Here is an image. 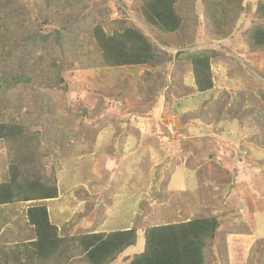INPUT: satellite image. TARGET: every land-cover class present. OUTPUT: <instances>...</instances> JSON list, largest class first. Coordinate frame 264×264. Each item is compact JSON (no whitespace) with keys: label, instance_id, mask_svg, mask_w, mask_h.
Returning <instances> with one entry per match:
<instances>
[{"label":"rangeland","instance_id":"obj_1","mask_svg":"<svg viewBox=\"0 0 264 264\" xmlns=\"http://www.w3.org/2000/svg\"><path fill=\"white\" fill-rule=\"evenodd\" d=\"M146 1L0 0V23L34 51L12 59L30 81L0 87V126L21 124L17 139L28 142L0 138V182L10 156L28 148L57 190L0 205V258L25 263L15 247L33 237L26 210L44 205L58 236L135 222L136 248L111 264H125L146 227L211 215L219 224L206 264H264V49L251 40L264 30V0H173V33L144 21ZM95 28L139 29L152 61L104 64ZM192 56L207 60L211 87L202 92ZM39 57L47 60L33 64Z\"/></svg>","mask_w":264,"mask_h":264},{"label":"trees","instance_id":"obj_2","mask_svg":"<svg viewBox=\"0 0 264 264\" xmlns=\"http://www.w3.org/2000/svg\"><path fill=\"white\" fill-rule=\"evenodd\" d=\"M264 8V5H263ZM144 21L161 31L173 33L180 28V19L174 10L173 0H147L142 5ZM10 25L0 23V50L6 60L0 59V73L8 72L7 81L0 78V87L8 88L28 83L30 79L22 73L21 63L16 59L34 56L24 50L20 40ZM18 27V26H16ZM122 34L107 36L95 28L93 38L101 50L102 61L111 65H142L152 61L155 48L151 41L138 29H125ZM255 47L264 49V30L256 29L251 36ZM20 51L24 53L20 55ZM176 54V53H175ZM195 86L199 92L211 87L207 60L191 57ZM46 58L39 57L33 64H41ZM19 64L21 73L14 67ZM12 64V69H10ZM9 67H8V66ZM48 65V64H47ZM24 128L13 122L0 126V138L14 143H28L17 138ZM38 159L28 149L17 150L10 156L7 168L8 179L0 182V205L18 201L47 200L56 197L57 190L53 181L43 177L38 170ZM220 216V215H219ZM226 216V215H225ZM218 216L195 217L182 222L162 223L143 229L142 250L135 252L125 264H206V249L216 237ZM26 220L33 231V237L26 243L15 247L16 252L25 256L24 264H111L126 249L137 242V227L111 232H84L67 236H58L56 227L48 219L44 205L31 206L26 210ZM225 245V244H224ZM16 259L1 256L0 264H20Z\"/></svg>","mask_w":264,"mask_h":264},{"label":"crops","instance_id":"obj_3","mask_svg":"<svg viewBox=\"0 0 264 264\" xmlns=\"http://www.w3.org/2000/svg\"><path fill=\"white\" fill-rule=\"evenodd\" d=\"M223 190V189H222ZM241 196H237V200L239 201V200H241ZM241 207H243L244 208V204H242V206ZM159 208V207H158ZM162 212H159V210L156 212V215L157 216H161L162 217V214H161ZM262 215V217L264 218V213L263 214H261ZM228 216V215H227ZM254 217V216H253ZM158 218V217H157ZM250 219H256V220H258L257 219V216H255L254 218H250ZM126 229V228H125ZM137 235H138V231H137ZM136 244H137V242H136ZM136 244H135V246L134 247H131V250H133V249H135L136 248ZM143 245V244H142ZM142 250V246L141 245H139V248H138V250H136L135 252H139V251H141ZM134 252V253H135Z\"/></svg>","mask_w":264,"mask_h":264},{"label":"bare ground","instance_id":"obj_4","mask_svg":"<svg viewBox=\"0 0 264 264\" xmlns=\"http://www.w3.org/2000/svg\"><path fill=\"white\" fill-rule=\"evenodd\" d=\"M51 212V211H50Z\"/></svg>","mask_w":264,"mask_h":264}]
</instances>
